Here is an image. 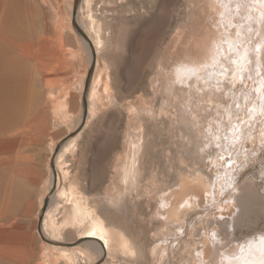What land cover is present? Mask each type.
I'll return each instance as SVG.
<instances>
[{
	"label": "rangeland",
	"instance_id": "374dc122",
	"mask_svg": "<svg viewBox=\"0 0 264 264\" xmlns=\"http://www.w3.org/2000/svg\"><path fill=\"white\" fill-rule=\"evenodd\" d=\"M75 1L52 0L50 5L47 1L45 3L41 1L43 2L41 3L38 0L37 5L30 3L31 6L33 5L32 7L38 6V9L43 6L42 10L40 8L41 12L48 13V10H52V22H54L52 25L55 26L58 22L57 25L61 24L60 30L64 29L63 32L59 31L62 32L65 40H70L69 42L63 40V43H70H67L65 47L71 49H68L66 54L68 58L72 59H68V62L70 60L68 64L71 65H69V70L73 72L70 74L71 76L64 79L58 73L52 75L50 110L52 113L56 111L67 115V118L63 121L64 127L51 130L43 149L44 164L47 166L50 163L53 171L56 157L50 159V150L64 131L75 129L77 133H81L84 129L81 114L85 106L84 100L83 104L80 103L82 106L78 103L73 104L74 98L78 99L81 95L83 82L89 81V90L97 72L104 75V80L109 73L112 78L109 93L101 94L102 100H104H101L102 104L98 106L97 118L83 135L84 138L82 137L78 142L75 155L70 158L73 165V176L75 178L82 177L83 161L87 158V162L94 165L103 179V188H105L110 182L111 175L114 174L113 169L116 170L117 166L126 160L129 138H137L139 134L144 137L145 141L144 157L142 158L146 167L142 178L144 183L141 184V192L140 190L134 192L131 199L132 204L128 203V207L120 212V216H125L126 220L128 219L127 227L131 228V232L133 230L134 233H140V236L143 237L141 239L144 240H142L143 244L146 243L144 247L148 252L150 248L164 246L163 240L160 238L157 240L159 233L157 231L169 217L171 200L183 175L190 176L189 183H194L185 193L187 200L194 203L191 204L194 212L189 213V216H184L180 236L168 241L171 243L169 244L168 259H166L167 264H192L193 261L200 262L201 260V264L203 260L208 264H221V259L217 260L216 258L215 249L217 246H221L223 239L231 237L230 232L221 230L216 220L214 224L218 227V234L214 238L210 236L213 232L208 227L212 220L220 219L221 215L222 218H226L234 210L235 194L239 192V186L243 182L252 185L257 183V187L252 192V198L250 197L249 208L245 210L243 218H241L243 222L240 223V220L235 225L233 216L230 218L235 226L234 235L236 236L235 238L233 235L235 239L231 238L237 247L242 246L243 243L247 245L252 242L261 243L264 246V240L260 241V237L264 235V100L262 102L263 98H261L264 96L262 93L264 91H260L264 90V83H262L264 82V23L263 31L259 35L251 37L247 34V37H242L239 32L237 33V27L243 24L244 20L242 19L245 17H241L239 12L240 16H236L238 20L234 19L235 17L233 21H231L232 19L228 20L224 9L221 12L223 6L218 9L219 4H224L223 0H165V4L161 0H117L111 4H106L105 0H98L99 3L94 8V12L99 15V13H104V8L109 10L106 13L107 18L103 21L105 28L107 26L112 30L114 40L120 35L121 30L126 28L128 37L134 39V42H132L131 49L123 52L117 51L113 40H111L105 53L106 59L96 57L93 64L90 62L91 59L81 34V29H83L80 22L83 16L81 0L78 4L77 18L74 17L73 12ZM236 1L237 6L242 0ZM101 5L103 6L100 9ZM236 6H234L235 10H237ZM239 10L242 11V9ZM208 15L210 16L208 17ZM206 29L209 31L211 29L212 38L216 41L219 40V37L225 39L227 32H230L231 40L238 42L237 37L240 38L241 42L237 43L239 49L243 50L242 45L244 44L247 48L249 47L247 50L249 56L245 57V61L241 57L242 60L239 58L237 60L247 65V75L243 68L244 71L243 73L241 71L242 74L239 76L240 80L236 75H233L232 78V74L235 73L231 71L237 68L234 60L227 61L226 64L232 66L231 68L228 66L231 70L225 69V72L230 74L224 78L220 75L219 77L213 76V78L207 77L206 80L201 78L203 75L200 74L201 72H198L200 77L192 73H195L194 67L198 68L202 62L199 60V53L202 51V45H205V37L207 38L209 32ZM214 42H212V46ZM227 44L225 42V45ZM215 45L217 46V44ZM70 53L71 56H69ZM233 53L235 54V52ZM109 66L111 67L108 69ZM186 70H190L187 75ZM187 76L194 78L190 77L191 79L186 81ZM195 78H199V80ZM220 78L225 82H230H227L225 86L224 80ZM200 79L205 80L206 84L208 82V86ZM236 80L240 83H238V87L234 86L238 85ZM192 82L203 88L199 90L200 88L193 86ZM214 82L220 84L217 85ZM175 87L177 89L179 87L180 90ZM37 90L41 91L39 88ZM184 90L187 92L185 93ZM204 90L205 92H203ZM179 93L183 95L184 99ZM45 99H47L46 95ZM256 104L263 108L258 112V115L254 111ZM185 110L190 115L192 113L191 116H195L193 131L199 139L198 146L200 147L195 161L190 159L191 157L186 158L189 160L181 159L183 151L188 148L187 142H191V138L187 139V136H190L189 131L187 130L186 134L182 133L186 129L178 126L181 121L179 113ZM238 125L244 128L243 132L239 133L241 128L237 129ZM186 144L188 145L186 146ZM190 145L189 147L192 146ZM188 152L190 153L189 150ZM84 153L85 158L82 156ZM186 154H184V158ZM145 176L146 179H144ZM234 177L238 179L237 182ZM195 202L197 203L195 204ZM186 204L184 203V205ZM178 243L183 245L182 253L174 256L172 248L176 247ZM188 244H191L190 251L185 250ZM228 250L229 247L223 252ZM179 255H181L180 259ZM158 259H160L159 256ZM157 262L162 263L161 260H157V257H150L146 264H158Z\"/></svg>",
	"mask_w": 264,
	"mask_h": 264
},
{
	"label": "bare ground",
	"instance_id": "6f19581e",
	"mask_svg": "<svg viewBox=\"0 0 264 264\" xmlns=\"http://www.w3.org/2000/svg\"><path fill=\"white\" fill-rule=\"evenodd\" d=\"M39 1L44 3L47 1L49 5L52 3V0ZM223 1L224 4H219L218 9L223 6L222 11H220L223 12L224 9L226 18H229L228 20H238L236 16L239 17L240 14L241 17H245L242 19L244 20L243 24L238 22L242 25L236 26L237 33L239 32L242 37H247V34L252 37L263 31L264 0H242L237 6L236 0ZM36 2L37 0H0V264H142L143 262L146 264L150 257H157V260L162 261L161 264H167L166 259H168L169 244L171 243H168V241L171 238L180 236L184 216H189V213L194 212L192 207L194 203L192 204L185 196V193L190 189L189 187L194 184L189 183L190 176L183 175L180 178L171 200V207H169V217L157 231L159 232L157 240L158 238L163 240L164 246L150 248L148 252L147 248L144 247L146 243L143 244L144 240L141 239L143 237L140 236V233H134L133 230L131 232V228L127 227L128 219L126 220L125 216H120V212L128 207L127 204L133 202L131 199L134 192L142 189L141 184L144 183L142 180L143 171L146 169L142 161L145 148L144 137L138 134L137 138H129L126 160L119 164L117 168L115 166L116 170L113 169L114 174L111 175L110 182L107 183V186L105 185L106 187L104 186L105 188H103V179H101L94 165L87 162L85 153L82 155L85 158L82 177L75 178L72 173L73 165L70 158L75 155L77 145H79L78 142L97 118L98 106L102 104L101 94L104 92L109 93L112 79L109 73L104 80V75L97 72L89 90V81L83 82L81 95L78 99L74 98L73 104H83L84 100L85 106L81 113L84 129L81 133H77L75 129L64 131L50 150V159L56 157L53 171L50 163L47 166L44 164L43 149L46 146L48 136L52 129L64 127L63 121L67 118V115L56 111L52 113V110H50L52 75L58 73L61 77L67 79L73 72L69 70L70 64L68 63H70V60L68 62V59L70 57L68 58L66 54L68 49H71L65 47L70 40H65L62 36L64 29H61L62 32H60L61 24L57 25V22L55 26L52 25L54 23L52 22V10H48V13L41 12L40 8L43 6L39 3L41 7L38 9V6L35 7ZM79 2L80 0L75 1L73 12L74 17L77 18L78 4L81 3L83 11V16L80 19L83 28L81 34L91 63L94 64L96 57L105 58L111 40H113V45L117 51L124 52L132 48L134 39L128 37L126 28L121 30L120 35L115 40L112 30L107 26L105 28L103 19L107 18L106 13L109 10L104 8V13H99L102 16L96 14L94 8L98 6V0H81ZM105 2L111 4L117 2V0H105ZM161 2L165 4V0H161ZM30 3H36V5L32 7L33 5L31 6ZM102 6H99V8L101 9ZM239 9H242L243 12ZM52 26L54 27L53 30ZM208 28L210 27L208 26ZM206 30L209 31V29ZM66 31L69 33L68 30ZM66 35L68 38V34ZM212 37L210 29L207 38L205 37V45L201 46L202 51L199 53V60L202 61L198 66L199 69L194 67L195 70H192L195 73L191 72L197 74L196 76H199L198 72H201L200 74H203L201 78L203 77V79L213 78V76L219 77L220 75L224 78V76L230 74H227L228 72L226 73L225 69H230L232 66L231 64V66L227 65V61L234 60L237 68L231 71L235 73H231L232 78L233 75H236V77L241 76L244 71L243 68H245L244 72L247 75V65L237 60L238 58H244L245 61L249 47L247 48L242 43L244 44L242 45L243 50L239 49L237 43L241 42L240 38L237 37L238 42H236L237 40H231L230 32H227L225 39L219 37V40L216 41ZM63 40L68 42L64 44ZM213 41L215 42L212 46ZM225 42L228 44L225 45ZM69 56H71V53ZM204 58L205 61L203 62ZM71 63L74 65L73 62ZM188 71L190 70H186V75ZM204 74L206 75L205 78ZM253 74L255 75V72ZM190 77L187 76V80H184L188 81ZM203 81L205 82V80ZM203 81L201 80V82ZM227 82H225V86ZM187 83L189 84V82ZM216 84L219 85L220 83L217 82ZM239 84L233 85L238 87ZM193 86L196 87L197 83ZM38 88L41 91L37 90ZM178 89L180 90L179 87ZM185 93L183 92V94ZM45 95L47 99H45ZM181 96L184 99L183 95ZM261 98H263V102L264 96ZM81 104L80 106H82ZM262 109L260 105L256 104L254 106L257 115ZM179 114H181V121L178 126L186 129L182 133L186 134L189 131L190 136L187 134V139L191 138V142L187 143L192 145L189 147L186 144L189 149L186 148L187 150L183 151L184 154H187L184 158L182 153L181 159L189 160L186 158L191 157L190 159L195 161L200 148L198 146L199 139L193 131L195 116H191L192 113L190 115L186 110L181 111ZM239 127L241 128L239 133L243 132L244 128L238 125L237 129ZM212 132H215V130H212ZM182 135L184 136V134ZM60 147L62 148L58 149ZM146 178L145 176L144 179ZM235 181L237 182L238 179H235ZM256 187L257 183L252 185L247 182H243L239 186V192L235 194L234 210L228 217L222 218L221 215L222 219H215L210 222L211 228H208L213 232L210 236L213 237V234H215L216 237L218 234V227L214 224L217 220L221 230L230 232L231 237L234 238L235 226L233 221L236 225L243 218L245 210L249 208L252 192L256 190ZM184 203L187 204L184 205ZM232 216L233 221L230 220ZM242 220L240 223L243 222ZM231 237L223 239L221 246H217L215 249L216 258L217 260L221 259V264H264V246L261 243L255 244V242H252L247 245L243 243L242 246L237 247L236 244H233ZM260 241L262 240L260 239ZM182 246L178 243L176 247L172 248L174 256L181 252ZM227 247H229V250L223 252ZM190 249L191 244H188L185 250L190 251ZM158 256L160 259H158ZM180 256H178L179 259ZM200 262L193 261L192 264H201ZM202 264L208 263L203 260Z\"/></svg>",
	"mask_w": 264,
	"mask_h": 264
},
{
	"label": "snow or ice",
	"instance_id": "6c2138e0",
	"mask_svg": "<svg viewBox=\"0 0 264 264\" xmlns=\"http://www.w3.org/2000/svg\"><path fill=\"white\" fill-rule=\"evenodd\" d=\"M213 237L215 238V234H213ZM261 240H264V235L260 237Z\"/></svg>",
	"mask_w": 264,
	"mask_h": 264
}]
</instances>
